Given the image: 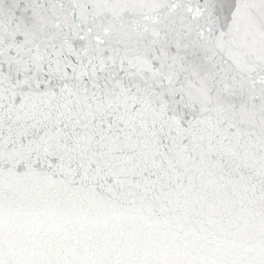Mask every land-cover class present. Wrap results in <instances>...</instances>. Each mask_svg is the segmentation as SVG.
<instances>
[{"label": "snow or ice", "instance_id": "obj_1", "mask_svg": "<svg viewBox=\"0 0 264 264\" xmlns=\"http://www.w3.org/2000/svg\"><path fill=\"white\" fill-rule=\"evenodd\" d=\"M0 264H264V0H0Z\"/></svg>", "mask_w": 264, "mask_h": 264}]
</instances>
